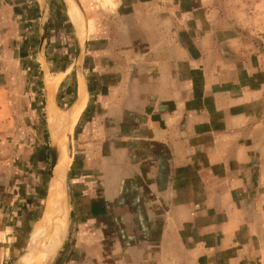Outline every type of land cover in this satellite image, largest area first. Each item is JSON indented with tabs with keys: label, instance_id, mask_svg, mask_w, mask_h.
Returning <instances> with one entry per match:
<instances>
[{
	"label": "crops",
	"instance_id": "0c3cea01",
	"mask_svg": "<svg viewBox=\"0 0 264 264\" xmlns=\"http://www.w3.org/2000/svg\"><path fill=\"white\" fill-rule=\"evenodd\" d=\"M208 5L120 0L85 38L73 24L85 77L57 137L66 148L73 127L80 148L68 214L81 230L59 264H246L264 198L263 54ZM63 73L47 82L50 127Z\"/></svg>",
	"mask_w": 264,
	"mask_h": 264
},
{
	"label": "rangeland",
	"instance_id": "374dc122",
	"mask_svg": "<svg viewBox=\"0 0 264 264\" xmlns=\"http://www.w3.org/2000/svg\"><path fill=\"white\" fill-rule=\"evenodd\" d=\"M79 1L86 27L88 25L92 31L94 26L99 28L105 24L107 17L112 21L120 4V0ZM208 6L214 17L221 20L222 26L234 33L239 42L246 44V52H252L256 47L262 52L264 61V0H209ZM71 10L76 12L78 23L71 17ZM38 21L42 25L47 21L42 42V26L40 28ZM80 21L72 0H0V264H13L28 242L30 248L43 236L39 228L46 218L53 190L49 132L64 131L57 124L54 131L47 121V82L56 72L65 73L63 82L53 93L57 94V105L62 109H57L58 113L67 114L63 110L75 100L81 78L75 62V26L80 34L84 30ZM93 36L94 32H90V37ZM73 129L65 140L67 155L61 166L67 177L68 210L72 204L70 201L74 202L75 184L78 183L73 177L72 158L81 155L76 139H72L76 135ZM62 192L56 197L60 202L58 220L61 226L65 206ZM262 201V209L257 211L260 224L252 229L248 236L250 245L247 243L248 248H244L249 256L246 264H264V198ZM72 213L66 215L67 228L57 254L58 264L64 258L73 260L64 253L77 250L69 248L76 247V233L81 230L73 224L75 216ZM52 227L45 233L54 229L56 235V229ZM53 248L39 264H43L53 250L52 257L55 255ZM32 253L33 260L36 255L34 251Z\"/></svg>",
	"mask_w": 264,
	"mask_h": 264
},
{
	"label": "bare ground",
	"instance_id": "6f19581e",
	"mask_svg": "<svg viewBox=\"0 0 264 264\" xmlns=\"http://www.w3.org/2000/svg\"><path fill=\"white\" fill-rule=\"evenodd\" d=\"M75 6H76V8H77V10L79 12V15H80V18H81V21H82V29H83V17H82V14H81V12L78 9L76 4H75ZM71 17L73 18V20L75 22L78 23V20H79L78 16H77L76 12H74L72 10H71ZM83 35H84V38H85V30H83ZM84 38H83V40H84ZM81 43L83 44V42H81ZM51 110H53V109H51ZM53 112H54V116L52 118L53 119V123L52 124H54V127H51V128H53V130L55 131L56 124H57L58 128L61 127L60 129L64 130V128H66V127H64V126H66L64 124H67L68 120H70L68 118V113L67 114L58 113L57 109H56V111L54 110ZM69 113H71V112H69ZM71 119H73V118L71 117ZM73 121H74V119H73ZM72 124H73V122H72ZM69 128H70V126H69ZM56 133L61 134L60 130L58 132L56 130ZM58 138H59V150H58V154H57V162H56V165H55L54 170H53L54 174H57V172L64 173V170H63V168L61 166L63 165V160L65 159V157L67 155L66 154V149L64 148V143H63L64 138L62 137V135L60 137L58 136ZM62 151H63V158H62ZM52 189H53L52 190V194H51V196L49 195L50 198H49V202H48L46 218H45V220L43 221L42 224L40 223L41 224L40 228L38 227L39 228V232H43V234H41L43 236L41 238H38L35 241L32 240V241H34V243L29 248V250L25 254V256L20 260V262H22L21 264H39L41 261L45 260V257L51 252L53 246H54V248L56 250L57 245L62 241V238L64 236V227H65V212H64L63 223H62V226H61V223L58 220V215L61 212L60 205H59L60 202L56 199L57 195L61 192V189L59 188V182H58V179L56 177H54V181H53V184H52ZM61 195H62V199H64L63 192L61 193ZM64 209H65V206H64ZM51 224H53V227L56 229L55 230L56 231V235L54 233V229L51 231V233H48V234L45 233L46 229L48 231V228L52 227ZM53 242H54V244H53ZM32 249H33V251H34V253L36 255V258L34 257L35 259H33V260L31 259V257H32L31 255H33ZM39 249H41V250H39ZM53 251H52L51 255L48 257V259L43 264H52L53 263V261L55 260V257H56V251H55V255L52 257ZM48 260H49V262H48Z\"/></svg>",
	"mask_w": 264,
	"mask_h": 264
},
{
	"label": "water",
	"instance_id": "95a60500",
	"mask_svg": "<svg viewBox=\"0 0 264 264\" xmlns=\"http://www.w3.org/2000/svg\"><path fill=\"white\" fill-rule=\"evenodd\" d=\"M73 1L77 5V7L80 10V12L82 13L83 28L85 30V28H86V19H85L84 13H83V7H82V5H81L79 0H73ZM46 27H47V21H44L43 25H42L41 41L43 39V34L46 31ZM81 48H82L81 37L76 33L75 34V62L77 64V66L79 68V71L81 73V76H82V78L84 80L85 73H84V69L82 67L81 56H80ZM79 97L80 96H79V93H78V96H77L75 102L78 100ZM47 121H48V119H47ZM57 135L58 134L56 132H54V133H52L51 131L49 132V147H50V154H51V161H50L51 179L53 177H56L58 179L59 188L61 189V191H63V194H64V202H65V206H66V215H67V213H68L67 177H66L65 173L64 174L63 173H59V172H57V174L53 173L54 167H55L56 162H57V154H58V150H59V138L57 137ZM68 137L69 136H66V138H68ZM65 234H66V232H65ZM65 234H64V236H65ZM64 236H63V238H64ZM63 238H62V240H63ZM61 243H62V241L56 247V257H55V260L53 261L52 264H54L55 261H56L57 254L59 253V251L61 249ZM28 249H29V242L27 243L25 248L21 251V253L19 254V256L17 257V259L15 260V262L13 264H19V262L22 259V257L28 252Z\"/></svg>",
	"mask_w": 264,
	"mask_h": 264
}]
</instances>
